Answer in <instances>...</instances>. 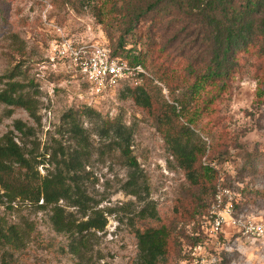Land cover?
Instances as JSON below:
<instances>
[{
    "label": "rangeland",
    "instance_id": "1",
    "mask_svg": "<svg viewBox=\"0 0 264 264\" xmlns=\"http://www.w3.org/2000/svg\"><path fill=\"white\" fill-rule=\"evenodd\" d=\"M125 12L128 0H0V92L9 82L21 84L34 113L0 102V137L11 135L25 151L47 155V164L39 167L46 175L55 166L49 162L50 154H58L61 160L63 154L80 148L70 127L76 119L88 138L81 150L79 184L91 198L92 208L103 211L107 220L104 231H93L76 254L69 236L54 229L50 209L27 202L16 203L15 210L0 205V219L30 224L33 229L26 246L8 254L11 264H140L136 232L158 225L170 227L174 238V247L161 264H185L191 223L196 217L203 220L211 210L213 189L188 181L171 155L160 121L135 104L127 85L94 97L70 68L51 60L52 47L61 38L115 48L126 35L128 48L137 47L135 52L153 42L174 45L178 38L174 46L184 43L188 49L193 42L191 28L177 16L159 21L148 16L128 36ZM258 66L254 55L242 56L231 92L219 104L217 116L200 114L195 134L188 136L192 144L206 147V158L218 171L216 191H230L239 209L251 213L264 211V103L258 102ZM154 85L168 102L182 94L181 90L170 94L157 80ZM196 107L191 102V108ZM17 121L29 128L26 135L15 130ZM115 121L132 135L131 150L141 174L137 196L126 189L131 171L108 133ZM170 121L174 130L183 123L173 117ZM68 212L80 219L75 209L68 208ZM207 248L216 256L226 252V264H264L261 242L218 244L210 240Z\"/></svg>",
    "mask_w": 264,
    "mask_h": 264
},
{
    "label": "trees",
    "instance_id": "2",
    "mask_svg": "<svg viewBox=\"0 0 264 264\" xmlns=\"http://www.w3.org/2000/svg\"><path fill=\"white\" fill-rule=\"evenodd\" d=\"M124 16H128L125 28L128 36L137 31L148 16H152V21L169 16L181 17L184 19L182 23L191 28L193 42L189 49L184 43L175 47L177 38L174 45L153 42L146 50L135 52L137 47L128 48L126 35L120 38L117 47L111 49L115 57L131 67L143 68L145 74L140 86L124 84L129 97L160 121L171 155L188 181L193 186L209 184L214 200L218 171L208 162L206 147L192 144L188 136L195 134L200 114H209L211 118L217 116L218 106L230 94L244 55H254L258 60V102L264 103V0H128V12ZM155 80L166 86L172 95L181 90V96L171 102L164 100L158 93L160 89L154 85ZM6 86L0 92V102L23 108L34 115L31 101L22 93L24 86L17 82H9ZM193 101L197 106L194 109L191 108ZM172 117L177 122L183 120L177 130L170 127ZM14 127L22 135L29 130L21 121L15 122ZM70 127L81 149L63 154L61 160L58 154H50L49 162L55 166L46 175L41 174L39 167L47 164V155L36 156L25 151L11 135L0 137V205L15 210L16 203L27 202L39 209H50L54 229L69 236L71 250L78 254L93 231H104L107 220L103 211L92 208L91 198L80 187L81 150L88 138L76 119ZM108 133L131 171L126 189L137 196L141 174L131 150L132 135L119 121L110 124ZM68 208L75 209L80 219L68 212ZM236 210L241 212L237 205ZM141 217L147 218L144 214ZM201 222L200 218L193 219L188 248L210 242ZM32 231L30 224L21 226L0 219L2 264H11L8 254L23 249ZM136 237L141 253L140 264H161L174 247L173 230L166 225L139 229ZM219 240L220 244L224 243L223 238ZM214 243L217 242L214 240ZM226 256L223 251L217 256L216 264H226ZM183 258L189 260L190 252L185 251Z\"/></svg>",
    "mask_w": 264,
    "mask_h": 264
},
{
    "label": "built area",
    "instance_id": "3",
    "mask_svg": "<svg viewBox=\"0 0 264 264\" xmlns=\"http://www.w3.org/2000/svg\"><path fill=\"white\" fill-rule=\"evenodd\" d=\"M52 55L51 60L70 68L94 97H104L125 83L140 86L143 82V68L131 67L115 57L107 45L78 44L61 38L54 43ZM235 203L230 191L218 188L211 210L201 222L206 235L218 244L220 237L224 243L264 244V211L238 212ZM189 252L190 259L185 264H216L218 261L207 244L191 247Z\"/></svg>",
    "mask_w": 264,
    "mask_h": 264
}]
</instances>
